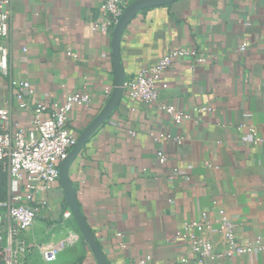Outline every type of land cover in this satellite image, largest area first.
<instances>
[{"label":"crops","instance_id":"obj_1","mask_svg":"<svg viewBox=\"0 0 264 264\" xmlns=\"http://www.w3.org/2000/svg\"><path fill=\"white\" fill-rule=\"evenodd\" d=\"M11 1L0 107L11 108L29 128L33 111L19 108L12 81H29L33 101L50 113L69 95L86 93L91 103L69 118L79 138L106 105V90L114 88L112 35L92 30L106 17L102 0ZM245 42L249 47L242 51ZM175 50L196 57L176 60L162 75L161 98L189 120L176 124L156 105L129 100L125 91L70 168L79 207L109 264L146 256L155 264L183 258L196 264L175 237L185 223L202 213L215 218L219 210L237 224L239 241L264 240V0H181L139 13L121 40L126 82ZM198 57L206 62L197 65ZM204 108L209 111L200 112ZM40 199L47 207L29 239L48 249L74 236L53 264H98L74 217L64 218L70 210L60 183ZM204 237L224 250L220 234ZM26 263L45 264L37 251ZM207 264H264V253Z\"/></svg>","mask_w":264,"mask_h":264},{"label":"built area","instance_id":"obj_2","mask_svg":"<svg viewBox=\"0 0 264 264\" xmlns=\"http://www.w3.org/2000/svg\"><path fill=\"white\" fill-rule=\"evenodd\" d=\"M134 1L102 0L101 11L106 17L104 21L92 25L93 32L113 35L125 9ZM11 19L12 1L0 0V72L4 75L8 74V49L4 43L11 33ZM248 47L249 43L245 42L240 50L244 51ZM195 57L194 52L175 50L163 56L152 67L140 70L125 84L129 100L156 105L176 124L189 120L186 112L161 98L159 83L162 75L176 60ZM205 62L203 57L196 59L197 65ZM11 86L19 108L24 111L32 109L33 116L31 127H23L14 117L11 108L0 107V179L5 178L7 182L6 196L0 199V264H27L28 257L36 251L45 264H53L76 238L69 237L47 249L31 241L28 233L35 226L42 210L47 207V201L39 200V195L48 193L59 184V167L78 141L69 128L70 115L77 107L90 104L91 97L86 93H74L66 98L62 107L50 113L46 104L33 101L35 90L29 81H12ZM111 93V89L106 90L107 99ZM208 111V108L200 110ZM170 138L160 135V139ZM182 140L175 139L178 143ZM158 159L163 164L168 162L163 152L158 153ZM71 217L70 211L64 213L65 219ZM237 229V224L226 216L225 211L219 210L215 218L202 213L200 220L185 223L183 231L178 232L175 238L189 247L196 264L264 253L262 238L243 243L237 238ZM207 232H215L223 237L224 250H216L212 240L204 237ZM187 263L186 258L179 262ZM131 264L155 263L146 256Z\"/></svg>","mask_w":264,"mask_h":264},{"label":"water","instance_id":"obj_3","mask_svg":"<svg viewBox=\"0 0 264 264\" xmlns=\"http://www.w3.org/2000/svg\"><path fill=\"white\" fill-rule=\"evenodd\" d=\"M179 1L181 0H136L125 9L112 35L114 88L111 96L99 115L80 134L76 145L59 167V183L66 199V205L72 213L86 244L89 246L98 264H109V262L79 207L75 188L69 176L70 168L88 141L110 119L125 94L126 78L121 60V40L125 30L139 13L155 7L168 6Z\"/></svg>","mask_w":264,"mask_h":264},{"label":"trees","instance_id":"obj_4","mask_svg":"<svg viewBox=\"0 0 264 264\" xmlns=\"http://www.w3.org/2000/svg\"><path fill=\"white\" fill-rule=\"evenodd\" d=\"M7 182L5 178L0 179V199L6 196Z\"/></svg>","mask_w":264,"mask_h":264}]
</instances>
